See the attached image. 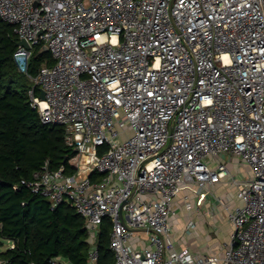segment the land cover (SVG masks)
<instances>
[{
	"label": "built area",
	"instance_id": "obj_1",
	"mask_svg": "<svg viewBox=\"0 0 264 264\" xmlns=\"http://www.w3.org/2000/svg\"><path fill=\"white\" fill-rule=\"evenodd\" d=\"M0 18L31 47L14 55L31 106L80 155L73 175L46 163L14 188L86 219L89 264L105 218L115 264H264V0H0ZM39 46L56 63L32 76ZM232 159L249 168L243 181ZM191 184L233 228L222 258L176 247L175 204ZM219 184L242 205H223Z\"/></svg>",
	"mask_w": 264,
	"mask_h": 264
},
{
	"label": "trees",
	"instance_id": "obj_2",
	"mask_svg": "<svg viewBox=\"0 0 264 264\" xmlns=\"http://www.w3.org/2000/svg\"><path fill=\"white\" fill-rule=\"evenodd\" d=\"M19 41L14 27L0 18V260L5 264H53L59 259L67 264H89L92 247L86 219L69 203L52 209L47 199L26 187L14 188L46 163L53 171L64 167L66 174L73 175L80 159L67 146L64 127L43 124L31 106L29 79L14 63ZM41 48L33 50L32 76L56 63ZM35 93L40 95L39 87ZM90 178L97 183L102 175L95 173ZM111 233L112 222L105 218L97 237L98 264H115ZM8 242H14V247H8Z\"/></svg>",
	"mask_w": 264,
	"mask_h": 264
},
{
	"label": "crops",
	"instance_id": "obj_3",
	"mask_svg": "<svg viewBox=\"0 0 264 264\" xmlns=\"http://www.w3.org/2000/svg\"><path fill=\"white\" fill-rule=\"evenodd\" d=\"M238 163L239 162L236 159H232L231 162L227 163L229 170L232 173L240 174L242 177L250 175L249 168L246 165H242L241 167ZM214 193L218 198H220L223 205L225 204L229 207L242 205V201L238 196V188L234 185L219 184L214 188ZM186 197H188L191 201V209L186 207L184 200ZM175 208L177 212L181 215H185L187 218L180 232L177 230L180 219L177 223L175 222L174 225V235L172 236L176 241L175 243L177 249L183 250L187 248L192 253L200 257L217 256L222 258L225 254V247L230 242L233 234V228L228 222L227 214L222 205H218L216 210L213 209L211 206L210 196L201 191L198 186L191 184L178 197ZM198 208H200V210H198ZM188 221H194L196 226L191 236H187L184 233V228ZM219 234H223L222 239L218 237ZM183 236L185 237L184 239ZM132 242L136 246H143V244L136 243V239H133ZM7 246L9 247L8 243ZM59 262L67 264L66 261L60 259Z\"/></svg>",
	"mask_w": 264,
	"mask_h": 264
},
{
	"label": "rangeland",
	"instance_id": "obj_4",
	"mask_svg": "<svg viewBox=\"0 0 264 264\" xmlns=\"http://www.w3.org/2000/svg\"><path fill=\"white\" fill-rule=\"evenodd\" d=\"M27 85H28V87H30V88H33L34 87V82L33 81H31V80H28V82H27ZM92 172V171H91ZM90 172V173H91ZM244 178L245 177H242V176H240V174H238V179L240 180V181H243L244 180ZM178 215H179V219H180V221H179V225L177 226V230H178V232H180V230H182V228H183V224L186 222V220H187V218H186V216L185 215H181L179 212H178ZM182 226V227H181ZM180 227H181V229H180ZM180 234V233H179ZM172 235H174V232H172ZM213 235H215V234H213ZM148 236H149V234L147 233V232H138L137 234H135V238L136 237H141V238H143V239H147L148 238ZM218 237H220V239H222L223 238V234H219L218 235ZM185 237L183 236V239H184ZM216 238V237H215ZM176 242V241H175ZM213 243H216V242H213Z\"/></svg>",
	"mask_w": 264,
	"mask_h": 264
},
{
	"label": "water",
	"instance_id": "obj_5",
	"mask_svg": "<svg viewBox=\"0 0 264 264\" xmlns=\"http://www.w3.org/2000/svg\"><path fill=\"white\" fill-rule=\"evenodd\" d=\"M18 47H25L26 49H30V45L28 44V42L26 40H20L19 43H18ZM41 52H49V49L46 47V46H43L41 48ZM40 97L42 99H45V92L44 91H41L40 93ZM134 232H138V230H133Z\"/></svg>",
	"mask_w": 264,
	"mask_h": 264
}]
</instances>
